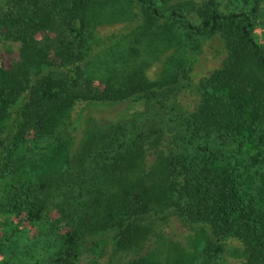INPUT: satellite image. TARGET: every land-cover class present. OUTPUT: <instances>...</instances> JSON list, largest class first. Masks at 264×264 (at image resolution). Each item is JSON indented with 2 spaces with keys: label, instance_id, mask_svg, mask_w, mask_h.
Here are the masks:
<instances>
[{
  "label": "trees",
  "instance_id": "1",
  "mask_svg": "<svg viewBox=\"0 0 264 264\" xmlns=\"http://www.w3.org/2000/svg\"><path fill=\"white\" fill-rule=\"evenodd\" d=\"M134 1L138 21L115 40L134 55L120 73L117 48L110 59L87 57L89 26L110 19L118 0L0 8V40L39 67L24 74L0 59V264L23 263L31 248L46 264H73L105 234L117 249L138 247L147 235L139 222L158 197L140 178L149 149L174 214L205 236L200 264H225L231 241L238 264H264V0H236L246 8L236 11L194 2L192 19ZM216 35L225 55L193 82L192 56ZM166 51L148 78L143 68ZM182 91L197 97L190 110ZM123 102L142 109L76 136L87 107ZM125 264L156 260L138 252Z\"/></svg>",
  "mask_w": 264,
  "mask_h": 264
},
{
  "label": "rangeland",
  "instance_id": "2",
  "mask_svg": "<svg viewBox=\"0 0 264 264\" xmlns=\"http://www.w3.org/2000/svg\"><path fill=\"white\" fill-rule=\"evenodd\" d=\"M202 0H155V4L160 6L164 13L171 10H176L186 14L190 19L195 16L194 2ZM6 0H0V8L5 5ZM241 1L236 0H217L218 7L223 11H236L246 9ZM264 6V2L262 4ZM116 10L111 15V18L92 22L89 26L91 33V44H89L88 58H95L100 55L104 59H110L111 52L116 48L120 57L116 60L119 69L118 72L125 71V61L133 57V54H127L124 49V44H116L115 40L120 35L130 28L134 27L137 23L138 14L136 3L134 0H118L115 5ZM258 32V31H257ZM259 36L263 39L264 33L259 31ZM141 55H148L147 47H139ZM168 54V51L163 53L159 59L150 60L143 68V73L148 78H154L158 68L160 67L163 57ZM225 55L224 45L221 39L216 35L204 40L200 46L199 51L192 56L191 79L196 82L199 78L207 75L213 69L218 68ZM153 56V53L150 57ZM0 59L6 65H10L16 72L29 74L30 72L37 71L39 68L35 63L24 59L18 53V48L13 44L0 40ZM103 63L108 64L103 60ZM88 66L95 68L96 63H90ZM102 69L101 66L98 67ZM44 68H42L43 70ZM100 72V70H99ZM117 74L116 71H114ZM197 97L189 91H182L179 96L180 104L187 108L192 109L196 102ZM82 103H77L71 110L70 118H74ZM142 109L140 103H117L110 105H94L85 109L82 119V124L77 131L76 136L81 137L82 132L86 133L88 130H95L97 127L106 125L115 121L124 114L137 112ZM146 156L145 164L140 178L144 185L152 187L154 192L158 195L154 201L151 212L144 216L139 222L147 230L146 238L138 247L131 249H117L114 245L115 239L105 234L98 237L96 244L90 245L86 250L81 252L73 264H125L131 257L140 253H151L156 264H200L206 257L205 236L201 233L200 229L194 226L187 225L182 222L173 212V205L171 203V185L164 186L162 175L157 169L156 152L151 153L149 149ZM36 159V158H35ZM39 161H34L33 164ZM36 167V166H34ZM156 183V186L153 185ZM23 241V239H22ZM27 244L30 241H26ZM235 242L231 241L225 246L223 251V259L225 264H238L239 253L235 248ZM31 248L30 257L21 264H46L44 257H37L36 251Z\"/></svg>",
  "mask_w": 264,
  "mask_h": 264
}]
</instances>
